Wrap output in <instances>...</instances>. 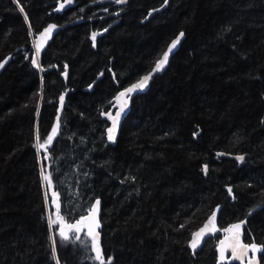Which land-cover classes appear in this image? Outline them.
<instances>
[{"label": "trees", "instance_id": "trees-1", "mask_svg": "<svg viewBox=\"0 0 264 264\" xmlns=\"http://www.w3.org/2000/svg\"><path fill=\"white\" fill-rule=\"evenodd\" d=\"M163 1L0 0V264H217L220 234L188 248L215 205L220 228L246 217L264 264V0H169L144 20ZM179 32L108 143L111 98ZM97 198L93 239L76 226Z\"/></svg>", "mask_w": 264, "mask_h": 264}, {"label": "water", "instance_id": "water-1", "mask_svg": "<svg viewBox=\"0 0 264 264\" xmlns=\"http://www.w3.org/2000/svg\"><path fill=\"white\" fill-rule=\"evenodd\" d=\"M108 2H114L116 5H122L127 2V0H124L122 3H117V0H97V3H108ZM169 0L165 2V0L159 5L154 8H150L144 17V20L148 19L152 15H154L156 12L161 11L162 9L166 8L168 5ZM63 5V7H61ZM65 7L64 3L58 4L53 11L55 13L61 12L62 9ZM49 25H54L55 27L52 29L51 33L48 34L46 37L42 34H44L45 29L48 28ZM60 29V25H58L56 22H49L44 27H42L34 36V50L35 55L31 59V64L33 67H38L39 60L41 58V55L43 51L47 48L48 44L52 41V38L54 35L58 32ZM180 33H177L173 38L169 40L167 43L165 49L161 52L158 59L163 57V53L168 50V46L171 45L173 40H176L178 36H180ZM184 35L180 38L179 42L176 44L172 52L169 54L168 61L164 68L162 70H159L151 75V77L148 80V83L143 89H136L133 90L131 93L126 92L127 89L131 88L134 84H137L142 77L147 76L150 72H152V69L156 66V60L154 64L151 66L150 70L144 74H142L139 78H137L135 81L131 82L124 88H121L118 90L115 95L111 98V106L110 108L103 113V118H105L108 122V126L105 129V136L108 143L114 145L116 143L117 136L119 134L120 126L124 118L128 115L130 108H131V102L132 99L141 93H144L147 91V89L150 86V82L152 78L165 70L166 66L169 63V60L171 56L178 50L181 41L183 40ZM11 56L7 55L0 61V72L3 70L5 65L10 60ZM36 60V63H33V60ZM45 69H43V72ZM121 93H125V95L121 96ZM117 113H119V116H117ZM264 118V116H263ZM115 119V133H114V139L109 140V129L113 127V120ZM217 156L226 157L229 159H234L237 164L240 166L244 163L245 154H231L226 153L222 151L216 152ZM238 157H243V159H238ZM203 173L204 175L207 173L208 167L206 164H203ZM97 201L99 203L97 204ZM95 206V209L93 208ZM221 205H215L212 209V211L209 213V215L205 218V220L202 222V224L195 229L189 238L188 241V248L191 251V254L193 255L196 250H198L202 244L207 240L209 237L215 236L217 234H220L219 239L217 240V244L215 247L216 250V259L217 264H231V263H238V264H261L260 262V254L262 252L261 245L256 242H250L247 243L244 240V225L246 223V217L237 220L235 222H232L231 224L220 228L218 226V214L220 211ZM100 212H101V201L100 199H95L93 203L91 204L88 212L86 213L84 217V227L86 233L93 239L99 238V228H100ZM240 225V228H234L233 225ZM201 229H204V234L201 236L200 243L198 246L193 249L191 247V242L193 240V233H199ZM243 246V247H242Z\"/></svg>", "mask_w": 264, "mask_h": 264}, {"label": "snow or ice", "instance_id": "snow-or-ice-1", "mask_svg": "<svg viewBox=\"0 0 264 264\" xmlns=\"http://www.w3.org/2000/svg\"><path fill=\"white\" fill-rule=\"evenodd\" d=\"M66 3H71L72 0H65ZM124 2V0H117V3H122ZM165 2H167V0H165ZM61 7H63V5H61ZM55 26L54 25H49L47 29H45V32L44 35L45 37L51 33L52 29L54 28ZM184 35L183 32L180 33V36H178L176 38V40H173L171 45L168 46V50L165 51L163 53V57L158 59L156 61V66L152 69V72H150L147 76H144L141 78V80L137 83V84H134L131 88L127 89L126 92L128 93H131L133 90H136V89H143L146 84L148 83V80L149 78L151 77V75L159 70H162L164 68V66L166 65L167 61H168V57H169V54L172 52V50L174 49V47L176 46V44L179 42L180 38ZM95 36H96V33H93V39H95ZM33 63H36V60L34 59L33 60ZM121 96L125 95V93H121L120 94ZM61 100H63V97H61ZM117 116H119V113H117ZM115 119L113 120V127L110 128L108 131H109V136H108V139L109 140H113L114 139V133H115ZM55 131V129H54ZM52 140V137L50 136L49 137V141ZM41 147H43V145H41ZM238 159H243V157H238ZM45 179L47 180L48 177L45 176ZM229 191H231V189H229ZM99 203V201H97V204ZM93 208L95 209V206H93ZM68 227H72L71 225H69ZM234 228H240V225H233ZM204 234V229H201V231L199 233H193V240L191 242V247L193 249H195L198 244L200 243V237L203 236ZM61 235L64 236V233L61 232ZM243 247V246H242ZM97 259H100V257L98 256Z\"/></svg>", "mask_w": 264, "mask_h": 264}, {"label": "rangeland", "instance_id": "rangeland-1", "mask_svg": "<svg viewBox=\"0 0 264 264\" xmlns=\"http://www.w3.org/2000/svg\"><path fill=\"white\" fill-rule=\"evenodd\" d=\"M52 202H53L54 206H56V204L58 203L56 195L52 196ZM76 227H77L76 229L84 228V230H85L84 219L79 223V226H76Z\"/></svg>", "mask_w": 264, "mask_h": 264}, {"label": "flooded vegetation", "instance_id": "flooded-vegetation-1", "mask_svg": "<svg viewBox=\"0 0 264 264\" xmlns=\"http://www.w3.org/2000/svg\"><path fill=\"white\" fill-rule=\"evenodd\" d=\"M247 243H250V242H247ZM225 264V263H224ZM232 264V263H231ZM236 264H238V263H236Z\"/></svg>", "mask_w": 264, "mask_h": 264}]
</instances>
